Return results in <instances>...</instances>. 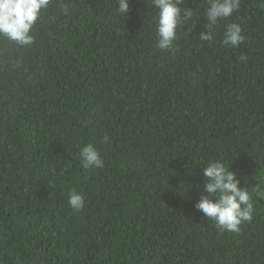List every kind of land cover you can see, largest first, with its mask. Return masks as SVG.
<instances>
[{
    "label": "trees",
    "instance_id": "trees-1",
    "mask_svg": "<svg viewBox=\"0 0 264 264\" xmlns=\"http://www.w3.org/2000/svg\"><path fill=\"white\" fill-rule=\"evenodd\" d=\"M129 3L51 0L32 44L0 35V264H264V198L239 232L195 208L210 160L264 188V0L212 41L208 0H184L169 50L152 0ZM88 143L103 168L81 166Z\"/></svg>",
    "mask_w": 264,
    "mask_h": 264
},
{
    "label": "clouds",
    "instance_id": "clouds-1",
    "mask_svg": "<svg viewBox=\"0 0 264 264\" xmlns=\"http://www.w3.org/2000/svg\"><path fill=\"white\" fill-rule=\"evenodd\" d=\"M50 3L51 0H0V35L20 45L32 44V29ZM183 3L184 0H152L153 7L158 10L157 46L161 50L171 49L177 38L178 28L193 19L194 11L188 7L181 8ZM240 6V0H208V7L204 9L206 31L199 35L200 39L212 41L214 27L231 17ZM129 10V0H118L119 14L125 17ZM63 11L67 13V6H64ZM244 41L241 26L237 23L228 24L222 44L238 48ZM241 60H246V57L242 56ZM79 157L81 166L85 169L104 167L100 152L91 143L80 148ZM201 175L204 183L200 188L201 197L195 203L197 211L215 221L218 227L230 232H239L243 223L252 221L254 197L264 198V188L257 185L250 192L246 187H241L236 173L221 160L208 161L201 168ZM68 203L72 209L79 211L84 206V198L73 190L69 193Z\"/></svg>",
    "mask_w": 264,
    "mask_h": 264
}]
</instances>
